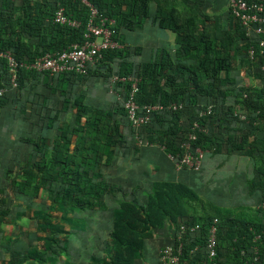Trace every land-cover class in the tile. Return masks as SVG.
<instances>
[{
    "label": "crops",
    "instance_id": "0c3cea01",
    "mask_svg": "<svg viewBox=\"0 0 264 264\" xmlns=\"http://www.w3.org/2000/svg\"><path fill=\"white\" fill-rule=\"evenodd\" d=\"M7 1L0 0V11ZM155 1H149V18L142 27L120 29V48L107 59L105 67L97 63L90 67L86 76L64 75L56 84L51 83L48 74H43L27 81L23 89H8L5 100L0 102V264H113L119 254L126 261L122 264H161V251L176 244L180 227L187 225L182 222L197 215V209L193 212L189 209V191L195 193L193 189L207 182L204 181L205 171L211 168L213 176L222 182L220 185L230 187L224 191L220 187L212 189L211 183L215 182L208 181L209 186L200 190L201 197L211 192L214 198L209 194L205 197L213 207L222 208L221 203L227 200L237 202V206L255 207V201L249 196L250 179L244 177L243 170L233 169L243 158V162L251 160L255 167L250 157L207 152L200 172L179 168L176 157L181 151L168 153L160 139L150 140L145 127L139 133L145 142L141 145L136 131L118 113L129 97V79L138 77L134 74L137 67L159 62L163 52L174 54L178 49L176 34L160 27L158 9L175 10L177 15L182 6L189 9L196 6L200 12H205L198 20L199 26L204 27L201 22L208 18L209 10L224 12V7L230 6V0ZM14 4L20 6L21 1L14 0ZM214 14L217 19L214 27L207 28L215 31L221 28L235 37L237 29L233 26L237 20L230 15V9ZM191 16L184 20L185 23L191 24ZM217 23L221 27H217ZM240 31L252 41L264 37H258L253 31L248 33L242 27ZM147 34L156 37L150 51H146L144 44ZM10 37L9 33H0L2 40ZM237 44L229 60L233 68L231 77L239 87L263 88V81L248 73L249 52L242 49L240 56V48L244 45L240 40ZM237 63L240 68L236 67ZM242 65L246 74L258 82L257 86L242 84ZM130 69L131 72H127ZM258 71L264 77L263 65L258 66ZM160 85L164 87V80ZM204 107H199V111ZM81 109L116 112L114 121L118 122L121 134L114 138L115 146L106 147L103 162L94 170L97 176L94 182H103L106 193L96 208L85 210L54 203L64 186L48 182L54 174L53 169L58 172L57 163L52 168L51 162L57 158L55 151L64 147V136L70 140L69 153L75 155L78 136L74 131L86 123V117L79 116ZM235 113L246 116L239 107ZM203 134H210V130L203 128ZM230 168L235 170V177L227 181L226 169ZM238 181L245 184L246 199L240 200L232 193L233 190L237 192ZM161 204L162 210L157 206ZM186 210L187 217H183ZM150 214L157 218L154 225L149 221ZM50 238L55 239V244Z\"/></svg>",
    "mask_w": 264,
    "mask_h": 264
},
{
    "label": "trees",
    "instance_id": "16d2710c",
    "mask_svg": "<svg viewBox=\"0 0 264 264\" xmlns=\"http://www.w3.org/2000/svg\"><path fill=\"white\" fill-rule=\"evenodd\" d=\"M20 1L21 5L15 6L14 0H8L0 11V33L4 31L11 34L10 38L0 39V50L12 51L19 63L32 62L46 53L62 52L72 44L83 41L88 11L80 0ZM90 1L98 7L102 15L115 20V39L118 42L121 28L131 30L142 27L149 18L150 0ZM59 7L65 9L67 16L80 21L81 26L73 29L53 24L52 18ZM157 19L160 27L176 34L178 49L174 54L163 52L159 62L137 67L134 74L141 80L136 101L140 106L183 103L184 109L179 112L155 113L152 123L144 128L148 130L150 140L158 138L168 153H178L185 135L190 131L193 122L197 121L202 128H208L210 134H199L194 147L209 153L226 152L250 157L255 166L254 177L248 181L249 196L255 201V207L237 206L241 209L240 213L233 215L230 211L222 213L219 209L215 215L204 211L192 216L190 221L182 222L189 227L199 225L200 229L186 235L181 264H204L207 261L208 230L214 219L218 220V264H264V87H239L231 77L233 68L229 62L231 52L238 45L237 40L244 45L240 48V56L242 49L249 52L254 48L256 57L252 61L247 59L246 67L251 76L261 79L264 84V77L258 71V66H264V53L261 54L264 48L259 47V40L252 41L245 37L240 31L242 26L239 21L235 25L237 30L234 31V37L230 31L221 28L216 31L208 29L205 27L206 21L201 22L204 27H197L193 19L191 24H181L175 10L164 11L160 8ZM217 25L221 27L219 23ZM261 39L264 40V37ZM117 50L105 52L99 67H105L107 59ZM255 59L258 62L255 63ZM128 71L131 72V69ZM42 75L20 68L17 89L27 87V81ZM61 76H49L51 83H58ZM9 78L7 63L0 60V88L8 87ZM162 80L164 87H168L170 91L167 92L160 85ZM5 98L6 95L0 102ZM207 105L214 106L213 114L199 118V107ZM236 107L245 111L246 121L235 115ZM121 110L118 113L128 120L124 108ZM115 113L87 112L81 109L79 116L86 117V123L74 131L78 136L75 155L69 153L70 140L64 136V147L55 151L57 158L51 162L52 168L57 163L59 169L58 172L53 169L54 174L48 182L62 183L64 186V191L57 194L54 203H62L79 210L98 206L106 193V187L101 181L94 182L97 179L94 170L103 162L106 147L115 146L114 138L121 136L119 124L114 121ZM181 120L184 122L181 123ZM189 199L193 205L199 200L192 191H189ZM157 206L162 210V204ZM251 208H257L253 211L254 216L244 212H252ZM187 214L186 210L183 217H187ZM155 219V216L149 215L151 225H154ZM173 219L176 218L173 216ZM50 239L55 244V239ZM119 255L114 258L113 264L126 262L124 256Z\"/></svg>",
    "mask_w": 264,
    "mask_h": 264
},
{
    "label": "built area",
    "instance_id": "2783aa9c",
    "mask_svg": "<svg viewBox=\"0 0 264 264\" xmlns=\"http://www.w3.org/2000/svg\"><path fill=\"white\" fill-rule=\"evenodd\" d=\"M81 4L88 11V20L85 27L83 41L78 44H72L68 49L62 52L46 53L32 62L19 63L12 51L0 50V60L6 61L9 69L8 87L0 88V99L5 97L8 89H17L19 87V70L26 68L37 74H48L51 77L61 75L86 76L90 67L99 63L103 54L107 51L120 48L119 42L115 39L116 22L113 19L102 15L96 5L90 0H80ZM231 15L239 21L241 26L249 33L253 31L258 37L264 36V0H230ZM52 23L69 28H79L81 22L66 15L65 9L59 7L52 18ZM259 47L264 48V40L259 38ZM264 52L261 51V54ZM256 51L250 49L248 58L254 60ZM131 90L129 97L123 102L127 118L131 127L136 131L139 143L142 145L140 131L152 123L154 114L157 112H179L184 109L183 103H172L168 106L161 104L140 106L136 101V95L139 91V77H131ZM214 112L213 105L205 106L199 111V118H205ZM240 120L245 121V115L235 114ZM203 133V128L198 122L193 123L190 131L185 135L181 142L180 154L177 158V166L193 172H200L203 167L207 152L199 147H194L199 134ZM200 226L189 227L182 225L177 234L176 244L165 247L160 254L161 264H181L184 240L189 233H195ZM218 220L211 222L208 230V239L206 243L207 261L204 264H218Z\"/></svg>",
    "mask_w": 264,
    "mask_h": 264
},
{
    "label": "rangeland",
    "instance_id": "374dc122",
    "mask_svg": "<svg viewBox=\"0 0 264 264\" xmlns=\"http://www.w3.org/2000/svg\"><path fill=\"white\" fill-rule=\"evenodd\" d=\"M160 0H156L155 2H159ZM207 3V2H206ZM187 6H182L181 8L178 9L177 11V18L178 20L180 21L181 24H184V20L187 19L189 16H191L193 19H195V23L198 25L197 27H201L199 26L200 25V21L199 18H202V16L204 15L203 12H200L199 11V8L198 7H193L192 9H189V8H186ZM205 9H207V7H205ZM211 9V7H210ZM227 9L229 10L230 9V6L227 5L226 7H224V12L222 11H216L215 9H212V10H209L211 12H208L206 15L208 18L204 19V21H206V27H214V24L216 22L217 19H215L213 16H215L216 14H214L215 12L218 13V14H223L225 12H227ZM192 10V13L191 15L189 14ZM204 10V9H202ZM212 18V19H211ZM207 19H210L207 21ZM225 21V20H224ZM208 23V24H207ZM151 27V26H150ZM223 27H226V26H223ZM235 27V25L233 26ZM144 35H145V32H144ZM143 35V37H144ZM156 40V37H154L153 35L151 34H147V38H146V43H144L146 45V51H150V48H151V45L152 43ZM238 63L236 64V67H238ZM240 68V65L239 67ZM240 73H241V78H242V84L244 85H258V82H256L253 78H251L249 75L246 74L245 72V69L243 67V65L241 66V69H240ZM244 161V158L242 161L239 160V163H236L234 166H233V169H240V170H243V173H244V177L246 179H252L254 177V167H253V162L250 160V161H246V162H243ZM248 163V164H247ZM235 171V170H234ZM234 171L230 168V169H226V180L228 181L229 179H232L235 177V174H234ZM214 174V169H207L205 171V176H204V181H207V182H202L199 186H202V187H199L198 189H193L195 191V193H197L200 197L202 196V194L200 193V190L203 188V190H205L208 186H209V183L211 181H214L215 184H212L211 183V188H218L220 187L221 191H224L225 189H227L228 187H230V185L228 186H222L220 184H222V182L219 180V178L217 177H214L213 176ZM210 181V182H208ZM238 187L236 189L237 192H234L235 190L232 191V193H235V195L240 199V198H243L246 196V193H243L244 191V183L241 182V181H238ZM233 189V188H232ZM238 193L240 194H243L242 196H239ZM209 193L207 192L206 195H208ZM214 195L215 194H218V191L213 193ZM205 195V196H206ZM211 195V192L210 194ZM201 197L198 201L195 202V204L193 205L192 202H191V208H189L192 212L195 211L197 209V214H201L202 212L204 211H207L208 213L210 214H217V209H219V211H223L222 213L226 212V211H230L231 214L233 215L234 213H237L239 212L241 209L237 208V202L233 201V200H227V201H224L221 203V205L223 206L222 208H213V206L211 205L210 203V200L207 198V197ZM211 197H213V195H211ZM214 198V197H213ZM247 197H245L246 199ZM244 199V198H243ZM242 200V199H240ZM220 202L219 200H216V202ZM252 209V212L251 211H248V210H244L245 213H247L248 215L250 214L251 216L253 215L254 216V212L253 211H256L257 208H251ZM240 213V212H239ZM66 258V257H65Z\"/></svg>",
    "mask_w": 264,
    "mask_h": 264
}]
</instances>
